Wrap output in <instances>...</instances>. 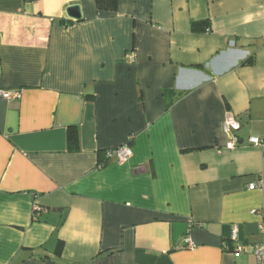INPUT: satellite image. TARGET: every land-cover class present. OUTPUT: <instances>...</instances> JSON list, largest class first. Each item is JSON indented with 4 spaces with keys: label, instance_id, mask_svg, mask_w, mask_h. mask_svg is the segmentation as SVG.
<instances>
[{
    "label": "crops",
    "instance_id": "crops-1",
    "mask_svg": "<svg viewBox=\"0 0 264 264\" xmlns=\"http://www.w3.org/2000/svg\"><path fill=\"white\" fill-rule=\"evenodd\" d=\"M0 89V264H257L264 0H0Z\"/></svg>",
    "mask_w": 264,
    "mask_h": 264
},
{
    "label": "built area",
    "instance_id": "built-area-1",
    "mask_svg": "<svg viewBox=\"0 0 264 264\" xmlns=\"http://www.w3.org/2000/svg\"><path fill=\"white\" fill-rule=\"evenodd\" d=\"M0 97L4 98L6 100H18L22 97V91L15 90V91H6L3 89H0ZM241 125L240 123L235 119V116L232 113H228L225 118V129L226 131L231 133V140L229 143L230 148L237 147L241 141L239 137L235 134L239 129ZM250 145L256 146L264 150V137H255L251 136L248 140ZM108 156L116 155L118 156L120 161H126L128 158L132 155V149L130 147H120L118 149L109 150L107 151ZM256 184L249 185V189H255ZM261 229L264 230V226H261ZM230 241L235 242L236 245L232 249L235 251V253L243 252L246 248V245L241 243L239 239V228L237 226H234L231 231L230 235ZM185 247L188 249H193L196 245L194 240L190 235H186L184 237ZM227 243L224 245L226 249ZM252 250L257 258V264H264V242H259L256 244H253Z\"/></svg>",
    "mask_w": 264,
    "mask_h": 264
},
{
    "label": "trees",
    "instance_id": "trees-1",
    "mask_svg": "<svg viewBox=\"0 0 264 264\" xmlns=\"http://www.w3.org/2000/svg\"><path fill=\"white\" fill-rule=\"evenodd\" d=\"M96 6L100 10L114 11L118 7V0H95ZM249 63H252L251 61ZM69 133V145L71 150H78L80 148L79 132L75 126H70Z\"/></svg>",
    "mask_w": 264,
    "mask_h": 264
},
{
    "label": "water",
    "instance_id": "water-1",
    "mask_svg": "<svg viewBox=\"0 0 264 264\" xmlns=\"http://www.w3.org/2000/svg\"><path fill=\"white\" fill-rule=\"evenodd\" d=\"M69 16L79 19L81 17L80 8L78 6H71L67 9Z\"/></svg>",
    "mask_w": 264,
    "mask_h": 264
}]
</instances>
